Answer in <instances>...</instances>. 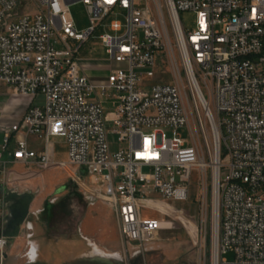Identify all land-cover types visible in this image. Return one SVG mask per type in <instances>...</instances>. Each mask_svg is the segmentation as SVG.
Segmentation results:
<instances>
[{
    "label": "built area",
    "instance_id": "built-area-1",
    "mask_svg": "<svg viewBox=\"0 0 264 264\" xmlns=\"http://www.w3.org/2000/svg\"><path fill=\"white\" fill-rule=\"evenodd\" d=\"M22 3L36 10L17 13ZM76 3L88 14L84 30L70 13ZM184 11L195 14L191 30ZM112 14L124 21L104 24ZM100 26L109 29L99 39L110 60L126 67L95 83L75 54ZM68 39L79 42L75 52ZM171 39L176 82L149 85L160 58L173 60ZM0 84L29 99L1 128L2 150L14 163L44 166L55 163L50 139L64 138L66 165L100 195L87 198L116 214L122 244L149 245L171 229L169 219L143 218L142 202L188 200L196 173L202 198L210 185V264H264V0H0ZM103 96L117 100L106 114ZM186 125L190 145L179 132ZM108 136L126 147L112 151ZM6 242L0 236V252Z\"/></svg>",
    "mask_w": 264,
    "mask_h": 264
},
{
    "label": "rangeland",
    "instance_id": "rangeland-1",
    "mask_svg": "<svg viewBox=\"0 0 264 264\" xmlns=\"http://www.w3.org/2000/svg\"><path fill=\"white\" fill-rule=\"evenodd\" d=\"M34 10H36L35 4L22 3L17 13L34 12ZM70 13L76 29L84 30L89 26L88 14L82 4L71 5ZM179 16L186 29L194 28V13L184 11ZM113 19L124 21L122 14H112L104 20V24H108ZM106 32H109L106 26L98 27L77 51L79 42L72 39L67 40L70 50L76 51V59L85 68L95 65L92 74L97 78L101 74L98 70L99 64L96 62L107 64L110 60L99 39V36ZM171 43L173 60L171 61L166 54L160 58L155 77L149 80V85L176 82L174 68L181 70L180 57L173 39ZM110 62L112 69H125L126 67V63L111 60ZM203 93L208 98L205 89ZM25 99L27 98L13 94L8 87L0 84V128L8 127L21 118L19 115L23 111ZM99 99L105 114L113 110L117 102L111 96H103ZM43 103L42 96H38L34 102L39 106ZM187 112L189 126L195 133L196 115L191 114L189 110ZM201 118L205 124V137L210 148L211 131L202 111ZM107 127L110 126L107 125ZM190 128L186 125L179 129L187 145L192 144ZM198 133L204 150L205 142L200 131ZM108 139L112 142V151L126 147L125 144L115 142L113 136H108ZM50 141L54 146V164L39 167L35 165L15 166L12 168L13 171L8 170L10 173L8 179L12 183H7L5 174L0 172V185L4 184L6 191L33 195L27 221L22 225L23 229H20V245L14 247L13 239L11 246L7 245L4 249L8 255L6 264H35L33 256L36 245L39 246V262H43L42 264H75L73 262L81 257L82 251L88 249L83 238L92 248L86 252L92 259H99L96 255H101L107 256V262L112 261L118 264H210L212 230L209 181L208 191L204 198L199 193L198 176L194 173L190 181L188 200L166 202L153 198L143 201L141 205L143 218L169 219L172 221V228L162 232L159 240L149 245L138 247L126 242L122 244L116 214L103 200L87 198V194L96 198H100V195L90 187L86 180L74 174L73 170L66 165L68 156L64 138L52 137ZM2 144L0 134V152L4 153ZM222 174H225L224 170ZM4 211V208L0 206L1 214ZM203 219H206L205 225ZM223 257L231 262L234 254L228 252Z\"/></svg>",
    "mask_w": 264,
    "mask_h": 264
},
{
    "label": "water",
    "instance_id": "water-1",
    "mask_svg": "<svg viewBox=\"0 0 264 264\" xmlns=\"http://www.w3.org/2000/svg\"><path fill=\"white\" fill-rule=\"evenodd\" d=\"M2 193L1 207L4 204L6 213L3 216L4 227L1 231V236L8 241H12L20 234L22 225L26 222L29 215V207L33 200L31 193H16L10 190Z\"/></svg>",
    "mask_w": 264,
    "mask_h": 264
},
{
    "label": "crops",
    "instance_id": "crops-1",
    "mask_svg": "<svg viewBox=\"0 0 264 264\" xmlns=\"http://www.w3.org/2000/svg\"><path fill=\"white\" fill-rule=\"evenodd\" d=\"M110 62V60L108 61V63L106 64V63H104V64H100V62L99 61H97L96 62V64H99V67H98V70H99V72H100V74H101V76L99 77V78H97V76L96 75H94V74H92V69H94L93 67L95 66H91V67H86L85 68V72H86V74L88 75V77L93 81V82H95V83H98V82H104L105 81V78H106V76H107V74H108V72L110 71V70H112V68H111V62ZM96 70H97V66H96V68H95ZM25 102H24V108H23V111L20 113V115H19V118L25 113V111H26V109H27V107H28V105H29V99L27 98V99H25L24 100ZM2 128V127H1ZM1 128H0V134L2 135V132H1ZM2 139H3V135H2ZM30 140V147H32L33 149H39L40 148V143H39V141H37L35 138H30L29 139ZM2 147V146H1ZM0 154H1V163H0V172H2V174H5V180H6V182L7 183H9L10 181H9V174L10 173H8V170H11V171H13V167H15V166H18V165H22V164H18V163H14V162H12L11 161V157L9 156V154H8V152L7 151H4V153H1L0 152ZM47 165H52V164H47ZM24 166V165H23ZM35 166H37V165H35ZM39 167V166H38ZM10 183H12V182H10ZM1 186V185H0ZM1 188H3V192H6V187L4 186V184H3V186H1ZM8 188V187H7ZM18 194H20V193H18ZM0 200H2V198H1V192H0ZM168 203H170V202H168ZM171 204V203H170ZM1 205V204H0ZM2 208H4V210H5V207H4V204H2ZM37 211V210H36ZM39 212V211H38ZM5 213H6V210L4 211V213H2L1 214V212H0V236H1V231H2V229H3V227H4V219H3V216L5 215ZM27 221V220H26ZM22 228V227H21ZM23 229V228H22ZM20 232H21V230H20ZM21 237V235L19 236V237H17V238H15L14 240H13V243H14V247H18L19 245H20V238ZM11 243H12V241H9V243H8V245L9 246H11ZM101 246V245H100ZM102 247V246H101ZM104 249H108L107 247H103ZM13 250V249H12ZM87 252V250H85V251H82V254H87L86 253ZM88 255V254H87ZM101 256V255H100ZM112 262V261H111ZM115 263V262H114Z\"/></svg>",
    "mask_w": 264,
    "mask_h": 264
},
{
    "label": "flooded vegetation",
    "instance_id": "flooded-vegetation-1",
    "mask_svg": "<svg viewBox=\"0 0 264 264\" xmlns=\"http://www.w3.org/2000/svg\"><path fill=\"white\" fill-rule=\"evenodd\" d=\"M0 189H1V186H0ZM2 197L3 196L1 195V198ZM0 204H1V200H0ZM83 241L86 243L85 245L88 248L87 251L90 249L92 250L91 246H89L86 239L83 238ZM8 243H9V241L7 240L6 246L8 245ZM39 253H40L39 252V246L36 245L35 250H34V256H33V258H34L33 261L35 262V264H42L43 263V262H39V256H40ZM7 260H8V255L3 250L2 252H0V264H6ZM73 263H75V264H118L116 262L115 263L114 262H105L101 259H92L87 254L84 255L82 253H81V257L77 258V260H75ZM64 264H66V263H64Z\"/></svg>",
    "mask_w": 264,
    "mask_h": 264
},
{
    "label": "bare ground",
    "instance_id": "bare-ground-1",
    "mask_svg": "<svg viewBox=\"0 0 264 264\" xmlns=\"http://www.w3.org/2000/svg\"><path fill=\"white\" fill-rule=\"evenodd\" d=\"M106 255V254H105ZM99 259H101V260H103V261H105V262H107L108 261V258H107V256H100V255H96Z\"/></svg>",
    "mask_w": 264,
    "mask_h": 264
}]
</instances>
